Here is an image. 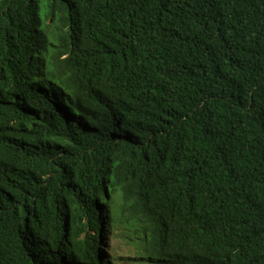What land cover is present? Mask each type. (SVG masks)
I'll return each instance as SVG.
<instances>
[{"label": "trees", "instance_id": "obj_1", "mask_svg": "<svg viewBox=\"0 0 264 264\" xmlns=\"http://www.w3.org/2000/svg\"><path fill=\"white\" fill-rule=\"evenodd\" d=\"M264 264V0H0V264Z\"/></svg>", "mask_w": 264, "mask_h": 264}, {"label": "rangeland", "instance_id": "obj_2", "mask_svg": "<svg viewBox=\"0 0 264 264\" xmlns=\"http://www.w3.org/2000/svg\"><path fill=\"white\" fill-rule=\"evenodd\" d=\"M104 249L111 264H140L136 261L138 256L135 248L119 238L117 233L107 236Z\"/></svg>", "mask_w": 264, "mask_h": 264}]
</instances>
